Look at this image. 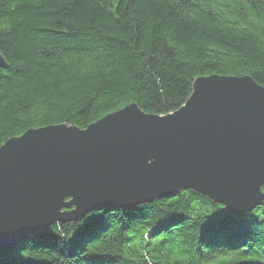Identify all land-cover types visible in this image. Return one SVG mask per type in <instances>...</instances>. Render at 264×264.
Masks as SVG:
<instances>
[{
  "label": "trees",
  "instance_id": "trees-1",
  "mask_svg": "<svg viewBox=\"0 0 264 264\" xmlns=\"http://www.w3.org/2000/svg\"><path fill=\"white\" fill-rule=\"evenodd\" d=\"M0 55V146L131 103L164 115L200 76L264 86V0H0ZM0 264H264V203L230 214L183 189L105 206L24 234Z\"/></svg>",
  "mask_w": 264,
  "mask_h": 264
},
{
  "label": "water",
  "instance_id": "water-1",
  "mask_svg": "<svg viewBox=\"0 0 264 264\" xmlns=\"http://www.w3.org/2000/svg\"><path fill=\"white\" fill-rule=\"evenodd\" d=\"M263 185L264 86L248 76H200L164 115L131 103L84 129L52 124L8 138L0 146V249L93 209H131L183 189L240 214L264 203Z\"/></svg>",
  "mask_w": 264,
  "mask_h": 264
},
{
  "label": "rangeland",
  "instance_id": "rangeland-1",
  "mask_svg": "<svg viewBox=\"0 0 264 264\" xmlns=\"http://www.w3.org/2000/svg\"><path fill=\"white\" fill-rule=\"evenodd\" d=\"M208 76V75H207ZM193 83V82H192ZM129 105V104H128ZM109 114V113H108ZM68 125V124H67Z\"/></svg>",
  "mask_w": 264,
  "mask_h": 264
}]
</instances>
